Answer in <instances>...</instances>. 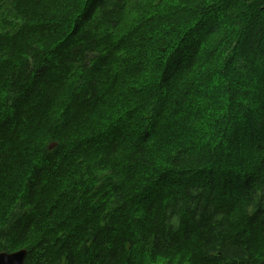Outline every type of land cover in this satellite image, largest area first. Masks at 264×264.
I'll list each match as a JSON object with an SVG mask.
<instances>
[{
    "label": "trees",
    "instance_id": "1",
    "mask_svg": "<svg viewBox=\"0 0 264 264\" xmlns=\"http://www.w3.org/2000/svg\"><path fill=\"white\" fill-rule=\"evenodd\" d=\"M138 3L0 0V251L264 264V0H160L154 18ZM154 25L143 62L134 39ZM190 67L182 116L165 94ZM216 106L233 127L166 147Z\"/></svg>",
    "mask_w": 264,
    "mask_h": 264
},
{
    "label": "rangeland",
    "instance_id": "2",
    "mask_svg": "<svg viewBox=\"0 0 264 264\" xmlns=\"http://www.w3.org/2000/svg\"><path fill=\"white\" fill-rule=\"evenodd\" d=\"M139 2V9L137 11V14L139 16H152L153 18L156 17L159 14V9H161L162 7H164L165 5H162L159 7L160 5V0H129V5H136V2ZM66 11V9L63 10V13ZM129 12V11H128ZM126 13L122 19H126L125 22L129 23L132 19L131 14L130 13ZM133 13V12H131ZM160 15V14H159ZM21 22V20H20ZM99 23L101 25V28L103 27V24L105 25V22L101 19L99 20L97 18L96 23ZM103 23V24H102ZM159 26H152L150 29H146L144 31V33L140 36L139 39L135 38L134 39V43L137 46V50L149 55V57L143 59V62H145L148 58H150V54L154 51L152 42L149 43V41H152V39L147 40L146 36L148 35V33L153 34L155 30H157ZM127 31L128 29V25L125 28ZM157 35V34H155ZM165 54V53H164ZM261 71V68L259 67L257 70V73H259ZM192 73V67H190L189 69H187L183 74H184V78L181 79L183 81H179L178 84L174 87V89L168 94H165L170 100L168 101V103L165 106V109L167 111H171L173 110V112H177L180 115H184V105L186 103V100L192 96L195 97L196 92H195V85L194 84H190V80H189V75H191ZM253 79L256 78V76H252ZM186 82H185V81ZM60 93V92H58ZM120 99H123V96L119 97ZM204 101L206 99V97H203ZM57 102L59 99H55ZM58 104H61L60 102ZM57 104H53L54 107H56ZM54 109V108H52ZM231 115V113L229 114ZM231 118H225L224 114L222 112V109L219 106H216L215 110H210L208 108V115L206 118V125H202L200 127H197V125L193 126L192 128H177L176 130V134L172 137V139L170 141H168L166 143V147H172L175 144V140L176 139H181L185 144H187V147L190 148H194L195 149L197 147H203V146H207L210 145L212 142H210V140L208 139L209 134L213 133V132H217L218 130H229L231 127L234 126L236 120L233 117V115H231ZM232 118H234V120H232ZM239 118H241L239 116ZM234 121V124H233ZM47 126V125H46ZM49 132V127L45 130ZM48 134H43V136H45V139L47 140ZM203 135L202 138L199 141V136ZM190 138H198L197 139V143H193L192 141H190ZM43 141V140H42ZM38 141L35 144L34 147V152L33 155H35L36 157L39 155L40 152V147L43 144V142ZM155 163H159L157 164L155 167L156 168H162L164 167L166 164V162L161 159L158 158L155 160ZM223 172V170H222ZM176 179V178H175ZM19 250V249H18Z\"/></svg>",
    "mask_w": 264,
    "mask_h": 264
},
{
    "label": "water",
    "instance_id": "3",
    "mask_svg": "<svg viewBox=\"0 0 264 264\" xmlns=\"http://www.w3.org/2000/svg\"><path fill=\"white\" fill-rule=\"evenodd\" d=\"M55 145V142L49 145V148H52ZM27 250L21 248L13 252H4L0 251V264H26L25 256Z\"/></svg>",
    "mask_w": 264,
    "mask_h": 264
}]
</instances>
